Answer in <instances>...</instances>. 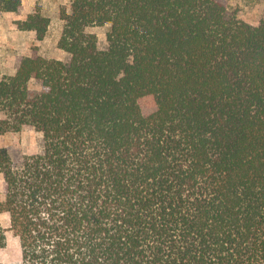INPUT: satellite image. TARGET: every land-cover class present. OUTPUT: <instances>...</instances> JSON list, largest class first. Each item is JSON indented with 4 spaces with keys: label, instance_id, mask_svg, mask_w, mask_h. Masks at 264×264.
Segmentation results:
<instances>
[{
    "label": "trees",
    "instance_id": "obj_1",
    "mask_svg": "<svg viewBox=\"0 0 264 264\" xmlns=\"http://www.w3.org/2000/svg\"><path fill=\"white\" fill-rule=\"evenodd\" d=\"M60 19L69 61L33 48L0 80V136L42 138L19 165L0 148L20 264H264V8L253 26L219 0H71ZM16 25L41 41L49 19Z\"/></svg>",
    "mask_w": 264,
    "mask_h": 264
},
{
    "label": "rangeland",
    "instance_id": "obj_2",
    "mask_svg": "<svg viewBox=\"0 0 264 264\" xmlns=\"http://www.w3.org/2000/svg\"><path fill=\"white\" fill-rule=\"evenodd\" d=\"M230 13L238 19L257 26L262 17L264 0H219ZM21 8L17 12L0 13V62L3 67L0 70L2 76H9L7 73L15 69L16 56H25L23 53L31 55L32 49L37 48L38 54L46 59H56L68 62L70 56L59 49L63 21L60 19L62 9L69 11L71 0H20ZM38 11L42 16L49 19V27L43 40L38 41L36 33L21 31L17 28L16 22ZM109 24L97 26L90 29L97 37V47L99 50H106L108 43L106 33ZM6 55L2 59L3 55ZM14 57V60H13ZM16 71V70H15ZM33 90H39L40 86L33 81L30 84ZM153 112V109L143 108L145 115ZM42 146L41 134L31 127H23L18 133H7L0 136V148H5L15 165H19L24 155L36 154ZM3 200V178L0 175V201ZM0 225L6 229V245L0 249V262L4 264H20L21 250L18 238L9 230V215L0 213Z\"/></svg>",
    "mask_w": 264,
    "mask_h": 264
},
{
    "label": "crops",
    "instance_id": "obj_3",
    "mask_svg": "<svg viewBox=\"0 0 264 264\" xmlns=\"http://www.w3.org/2000/svg\"><path fill=\"white\" fill-rule=\"evenodd\" d=\"M19 21H21V20H19ZM30 32H33V33H35L34 31H30ZM23 55H25V56H28L29 54H27V53H23ZM5 54L2 56V59H4L5 58ZM13 60H14V57H13ZM3 63L4 62H0V70L2 69V67H3ZM15 69L14 70H12V72H8L7 74L9 75V76H13L14 74H15ZM2 73V75L5 73H3L2 71L0 72V74ZM6 74V73H5ZM3 77V76H2ZM2 77H0V80H1V78ZM2 116H1V114H0V118H1Z\"/></svg>",
    "mask_w": 264,
    "mask_h": 264
}]
</instances>
